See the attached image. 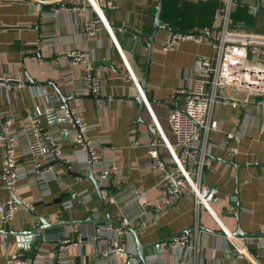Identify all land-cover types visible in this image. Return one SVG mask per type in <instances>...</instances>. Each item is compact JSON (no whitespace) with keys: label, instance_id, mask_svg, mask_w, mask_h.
<instances>
[{"label":"crops","instance_id":"obj_1","mask_svg":"<svg viewBox=\"0 0 264 264\" xmlns=\"http://www.w3.org/2000/svg\"><path fill=\"white\" fill-rule=\"evenodd\" d=\"M84 1L46 0L44 3L53 5L40 11L39 0H0V76L20 80L18 83L0 79V122L16 110L18 116L11 131L17 132L27 126L35 106H44L47 112L40 116L41 127L58 139L64 152L77 151L71 125L56 122L50 113L51 110L56 113L61 103L58 89L68 107L79 110L81 122L90 126L87 135L98 139L95 149L101 167L105 163L115 166L117 174L111 175L105 186L98 180V189L88 177L89 168L77 162L57 161L45 192L37 184L19 182L18 197L30 202L33 211L18 208L9 221H4L0 212V264H10L4 257L6 253L22 252L30 258L36 254V240L27 239L25 247L19 248L16 237L41 225L42 219L48 224L59 221L64 224L43 229L46 241L37 255L53 258L58 238L80 237L78 245L66 250L67 264H94L101 259L106 264H127L126 258L102 255L103 247L114 240L126 243L128 254H136V240L145 245V254L156 255L153 263L146 264H183L186 259L189 264H199L200 260L212 264H264V149L259 132L264 111L252 102L234 108L218 103L213 109L219 125L208 136L202 180L218 189L219 199L212 208L221 225L205 206L196 210L190 196L169 198L158 184L157 171L149 166V143L160 132L173 142L167 116L182 100L177 90L191 84L195 55L211 56L214 49L207 42L185 40L176 49L164 51L161 42L168 31L158 29L149 53L147 36L152 30L158 0H115L113 8L105 9L115 40L100 23H95L96 10L84 7ZM216 5L219 6L216 0H210L203 4V10L185 16L183 23L181 18L179 24L168 16L169 7H164L167 13H161L160 19L162 24L171 22L180 31L205 29L209 38L219 29L220 9L215 12ZM230 24L241 27L232 20ZM118 25L124 28L117 31ZM135 32L139 34L137 39L133 38ZM68 50L85 51V63L71 65L62 56ZM54 58L58 61L50 63ZM87 66L99 77L97 94L80 90ZM128 69L139 83L147 74L143 106L136 100L139 92ZM226 93L229 98L236 95L238 100L246 95L243 90L228 89ZM229 132L241 133L225 144L226 150L232 152L231 157L220 147ZM24 146V142L17 141L14 150L20 154ZM160 152L161 156L168 154L165 147ZM1 156L0 148V168ZM101 167L92 172L97 179ZM124 185H134L144 192L151 203V218L144 224L137 220L128 227V233L117 235L111 231L105 240L98 241L95 226L118 222L119 211L114 204L103 202V197L115 194ZM9 197L8 190L0 185V206ZM67 200L71 201L68 208L64 205ZM222 227L231 233V239L226 238ZM238 227L253 236H233L242 233ZM131 230H135V235ZM180 233H187L197 251L186 256L182 250L154 247L157 242L169 241ZM240 247L246 249L241 256L236 250Z\"/></svg>","mask_w":264,"mask_h":264},{"label":"built area","instance_id":"obj_2","mask_svg":"<svg viewBox=\"0 0 264 264\" xmlns=\"http://www.w3.org/2000/svg\"><path fill=\"white\" fill-rule=\"evenodd\" d=\"M45 1L43 0V2ZM219 1L224 4L217 14L220 21L217 25L218 32L215 35H210L208 38L205 29L167 32L161 42V49L164 51L176 49L185 40L197 44L207 42L214 49V54L211 56L195 55L191 66V84L177 90V94L182 97V100L175 108H172L167 116L174 140L169 142L160 132V136L149 143L148 155L149 166L157 171L160 178L158 184L169 198L177 199L182 195L190 196L196 210L199 206H205L221 225L212 208V204L219 199L218 189L202 180L209 148L208 136L211 131L218 129L219 125L218 120L213 116V109L218 103L229 104L234 108L239 104L245 105L252 102L264 111V32H255L250 28L246 30L241 27H232L229 22L231 0ZM259 1L264 10V0ZM84 2V7L96 10L97 20L95 23H100L114 38L112 25L107 21L104 10L113 8L115 0H85ZM123 28L124 26L118 25L116 30L121 31ZM138 36L137 32L133 33L134 39H137ZM117 49L126 61L118 44ZM62 56L68 59L71 65H81L86 61V52L83 50H68ZM57 61L58 58H54L50 63ZM128 75L136 90L141 94L140 83L130 69H128ZM0 79L20 83V80L14 76L1 75ZM99 88L98 75L92 67L87 66L84 70L80 90L97 94ZM228 89L243 90L246 95L240 100L236 95L229 98L226 95ZM142 97L144 98L143 94ZM45 112L47 110L44 106H35L32 114L28 116L27 126L17 132L11 131L18 116L16 110L10 111L0 122V148L2 149L0 185L8 190L10 196L6 202L8 206L4 212V221H9L18 208L33 211V205L30 202L18 197L19 182L26 181L25 183L37 184L45 192L48 178L55 174L54 163L57 161L69 164L77 162L86 169L91 168L93 173L96 172L97 167H101L102 161L95 149L98 139L87 135L90 126L81 122L79 110L61 104L55 113L56 122L66 121L75 132L74 147L78 150L68 153L62 150L58 139L51 132L41 127L40 116ZM259 132L262 136L264 149V123L260 126ZM240 135L241 133L236 132L225 134L220 147L226 151L227 156H232V152L225 148L227 140ZM17 141L25 143L20 154L14 150ZM161 147L167 149V155L161 156ZM116 174L115 166L103 164L98 173L100 185L109 184V177ZM103 202L116 206L119 211L118 222L115 225L105 223L95 226L94 235L98 241L105 240L103 238H106L111 231L117 235L128 233V227L137 220H142V224H144L151 218L149 210L151 203L144 192L134 185L120 187L115 194L103 197ZM64 205L68 208L71 201L67 200ZM222 231L226 238L231 239V233L224 230L223 227ZM229 241L234 243L232 240ZM80 242V237L58 238L56 241L57 251L53 258H46L42 254L37 255V253L30 258L22 252L6 253L4 257L10 264H67V248L78 245ZM163 246L172 251L182 250L186 256L197 251V247H193L187 233H180L169 241L163 240L154 245L155 248ZM236 250L237 254L241 256L246 249L240 247ZM127 253L126 243L116 240L110 241V245L102 249L103 256L113 254L116 258L121 259L125 258ZM155 258L156 255L152 253L144 255L145 263H153ZM178 258L186 259L183 256H178ZM186 260L183 264H189L188 259ZM94 264L106 263L101 259ZM199 264L212 263L200 260Z\"/></svg>","mask_w":264,"mask_h":264},{"label":"water","instance_id":"obj_3","mask_svg":"<svg viewBox=\"0 0 264 264\" xmlns=\"http://www.w3.org/2000/svg\"><path fill=\"white\" fill-rule=\"evenodd\" d=\"M53 4H50V3H44L43 0H40L38 2V7H39V10L41 11L44 7H49V6H52ZM250 9H252V11L254 13H258V12H261V13H264V10L261 8L260 6V2L259 0H255V4L254 5H250L249 6ZM162 0H158L157 1V4L155 6V10L153 12V24H152V30L150 32V34H148L147 38H148V42H147V46H148V52L150 53V50H151V45H152V42H153V39H154V36H155V33L158 29H165L166 31L168 32H178L180 30L176 29V28H173L171 26V22L168 24V25H164L162 24V21L160 19V15L162 13ZM108 21V20H107ZM109 22V21H108ZM206 34H209V31L206 32ZM147 75V74H146ZM146 75L144 76V79L140 82V90H141V94L138 93L137 96H136V100L139 102V104H141L142 106L144 105V98L146 96V88H145V81H146ZM58 95H59V98H60V105L63 104L65 105L66 107H68V105L66 104L67 103V100L66 98H64V96H61L59 94V91L58 89H56ZM142 94L144 96V98L142 97ZM143 98V99H142ZM147 101L149 102L150 101V98L147 99ZM146 101V102H147ZM48 109H52V107H48ZM51 113V116L52 118L56 121V118H55V113L54 111H50ZM59 123H67L66 121L64 120H60ZM89 179L92 180L93 184L96 186V188H100V185L98 184V179L95 178L93 176V173L91 171V168H89ZM16 202V201H15ZM7 204H3L2 206H0V212L2 214V217L4 216V212L7 208ZM237 215V213H236ZM41 225H39L38 227L34 228V229H31V230H25L21 233H19L17 235V241H18V247L21 248V247H25V240H31V238H33V240H36L37 243H36V249H35V253L38 252V249L39 247L41 246L42 243H44L46 241L44 235H43V229H45L46 227L48 226H52V225H58V224H64L63 221H59V222H55V223H49L46 222L45 219H42L41 220ZM238 230L242 233H234L232 234L233 236H240V237H243V238H248L250 236H253L252 234H247L245 232H243L239 227H238ZM133 232V234L135 235V230H131ZM136 246H137V252L136 254H125V258L127 259V264H146L145 261H144V255H145V245L141 244L139 241L136 240Z\"/></svg>","mask_w":264,"mask_h":264},{"label":"rangeland","instance_id":"obj_4","mask_svg":"<svg viewBox=\"0 0 264 264\" xmlns=\"http://www.w3.org/2000/svg\"><path fill=\"white\" fill-rule=\"evenodd\" d=\"M209 1L210 0H167L164 7H169L168 16L174 18L177 24H179L181 18L183 23L185 16L191 17V14H193L195 10H203V4ZM216 1L219 6L216 5L215 12L218 8L221 9V6L224 4L222 1ZM254 2V0H231L229 22L232 20L234 23L246 25L255 32H264V13L259 12L256 14L251 11L252 9L250 10L249 6L252 4L254 5ZM244 29L248 30L247 28Z\"/></svg>","mask_w":264,"mask_h":264},{"label":"trees","instance_id":"obj_5","mask_svg":"<svg viewBox=\"0 0 264 264\" xmlns=\"http://www.w3.org/2000/svg\"><path fill=\"white\" fill-rule=\"evenodd\" d=\"M167 2V0H163L162 1V13H164V11H165V9H164V4ZM207 3V2H206ZM231 12V11H230ZM165 13H167V11H165ZM229 15H230V13H229ZM235 24V23H234ZM238 24V23H237ZM239 26H241L242 28H249V27H247L246 25H244V24H238Z\"/></svg>","mask_w":264,"mask_h":264}]
</instances>
